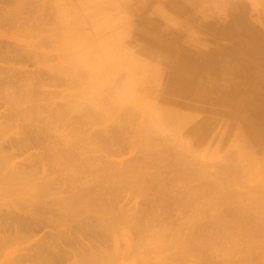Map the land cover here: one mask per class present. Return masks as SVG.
Returning <instances> with one entry per match:
<instances>
[{"label":"rangeland","instance_id":"1","mask_svg":"<svg viewBox=\"0 0 264 264\" xmlns=\"http://www.w3.org/2000/svg\"><path fill=\"white\" fill-rule=\"evenodd\" d=\"M214 1L0 0V264H264V0Z\"/></svg>","mask_w":264,"mask_h":264},{"label":"bare ground","instance_id":"2","mask_svg":"<svg viewBox=\"0 0 264 264\" xmlns=\"http://www.w3.org/2000/svg\"><path fill=\"white\" fill-rule=\"evenodd\" d=\"M217 1H218L219 3L222 2V0H216V1H214V2H217ZM223 1H225V0H223ZM219 3H218V4H219ZM256 4H257L256 1H253V0H252L251 3L249 2V6H250L251 8L255 7ZM222 5H223V2H222ZM100 10H101V13H100L99 10H98V11H99L100 14H102L103 10H102V9H100ZM96 13H97V12H96ZM100 14H98V17L101 16ZM107 14H108V12L106 13V15H107ZM95 15H96V14H95ZM95 15L92 16V17H94V20H93V18L90 16V17H91V19H90L91 21L93 20L95 23H96V22H100V20H101L102 23L105 22V21L103 20V19H105V17L103 18V16H102L101 18L99 17V20H98V19L95 20V19H96ZM103 15H105V11H104V14H103ZM98 17H97V18H98ZM102 18H103V19H102ZM88 19H89V17H88ZM106 19H107V17H106ZM93 21H92V22H93ZM107 21H108V19H107ZM255 21L258 23V25L260 24V21H259L258 19H255ZM101 22H100V24H102ZM236 22H237V23H241V24H242V27H243V29H242L241 32H240L239 38L247 37V38H249V39H253V40H257V39H259V33H260V32H259V28H258V26H257V25H252V24H253L252 22H251V23H250V22L248 23L247 18L244 17V10H243V9L241 10V13H239V14L236 16ZM95 23H93V24H95ZM105 23H106V22H105ZM107 23H108V22H107ZM100 24H97L98 27L101 26ZM97 25H96V26H97ZM103 25H104V27H105V24H102V26L99 28L100 30H101L102 28H104ZM230 25H231V24H228V25H226V26H223V27L219 28V30H217V31H218V32H219V31H221V32H225L227 35L230 36V35L233 34V32H230V31H231V28H232ZM98 27H96V28H98ZM207 29H211V28H207ZM97 30H98V29H97ZM104 30H105V29H104ZM104 30L102 29V31H104ZM97 32H98V31H97ZM100 32H101V31H100ZM106 32H107V31H106ZM142 34H143V33H142ZM105 35H106V34H105ZM105 35H104V33H103V35L101 36V33H100L99 36H98L99 40H101V39L105 40L106 37L108 38V36H107V35L105 36ZM143 35H144V34H143ZM100 36H101V38H100ZM103 36H104V38H102ZM249 36H250V37H249ZM101 41H102V40H101ZM168 42H169V41H168ZM90 49H92V48H90ZM92 51H93V50H92ZM93 55H94V54H93ZM184 57H185V58H184ZM184 57H183V56L179 57V58L176 60V63H177V64H176L175 66H177V67L180 66L181 68H185V67H186V64L189 62V61H188L189 58H191V59H193V60H196V61H198V60L200 59V58H193L192 56L190 57L189 54L185 55ZM187 61H188V62H187ZM76 63H77V62H76ZM118 63H119V62H118ZM189 63H190V62H189ZM107 67H110V66L108 65ZM111 67H112V66H111ZM177 67L175 68L176 70H177ZM187 67H189V66L187 65ZM115 76H116V75H115ZM118 77H119V76H118ZM118 77H117V78H118ZM115 78H116V77H115ZM118 79H119V78H118ZM184 81H186V80H184ZM183 83H184V84H183ZM187 84H188V82H182V83H181V86H182L184 89H187L186 91H188V89H189V88H187ZM174 89H175V87H174ZM24 90H25V88H24ZM124 90H125V88H123V91H124ZM21 91H22V90H21ZM26 91H27V90H26ZM26 91H25V92H24V91L21 92V95H20L21 97H20V98L17 96L18 101H20L19 99H22V97H23V99H24V95L22 94L23 92H24L25 95L27 96ZM126 91H127V90H126ZM126 91H125V92H126ZM175 92H176V91H174V93H175ZM27 93H28V92H27ZM178 93H179V92H178ZM217 93H218V92H217ZM230 93H231V92H226L224 95H228V96H229ZM19 94H20V90H19ZM126 94H127V93H126ZM183 94H184V93H183ZM17 95H18V94H17ZM26 96H25V97H26ZM31 96H32V95H31ZM174 96H175V95H174ZM175 97H177V96H175ZM177 98H179V97H177ZM172 99H173V98H172ZM174 99H175V98H174ZM218 99H219V100L222 99L221 101L225 100L223 96H222V97H218L217 100H218ZM14 100H16V98H15ZM12 101H13V100L11 99V102H12ZM24 101H25V100H24ZM26 101H27V99H26ZM16 102H17V101H16ZM12 103H13V102H12ZM14 103H15V101H14ZM17 103H18V102H17ZM20 103H21V101H20ZM166 104H167V102H166ZM14 105H16V104H14ZM18 106H20V105H18ZM218 106H220V108H217V111H218V112H223L224 109L226 110L225 106H227V105H218ZM222 106H223V107H222ZM173 107H174V105H173ZM223 108H224V109H223ZM167 109H168V107H167ZM177 109H178V108H177ZM176 111H177V110H176ZM174 112H175V111H174ZM170 113H171V112H170ZM202 113H203V112H202ZM179 114H180V113H179ZM206 114H207V113H206ZM178 116H179V115H178ZM200 116H201V115H200ZM249 120H250V121H249ZM220 121H221V120H220ZM247 121H248L251 125H255V126L257 125V123H256L255 121L252 122L251 119H247ZM218 122H219V121H218ZM191 123H192V122H191ZM256 127H257V126H256ZM258 145H260V144H258ZM261 148H262V147H261ZM0 177H2V176H0ZM95 191H96V190H95ZM96 192H97V191H96ZM96 192H95V193H96ZM94 196H96V195H94ZM66 201H67V200H66ZM71 201H72V200H71ZM73 201H74V200H73ZM68 202H69V201H68ZM70 203H71V202H70ZM70 203H69V204H70ZM64 204H65L66 207H63ZM64 204L62 205V207H63V211H64V212H65L64 208H67V211H70V210H71L70 212L73 211V210H72L73 208H71V209L69 208V210H68V207H67V205H66L65 202H64ZM75 205H76V204H75ZM62 207H61V208H62ZM70 207H72L71 204H70ZM73 207H74V206H73ZM75 208H76V207H75ZM65 213H66V212H65ZM145 234H146V233H145ZM145 234L143 235L142 239H145V238H146V237L144 238V236H146V235L148 236V234H146V235H145ZM112 237H114V236H112ZM140 238H141V237H140ZM140 238H139V239H140ZM113 239H114V238H113ZM139 239H138V240H139ZM114 240H115V239H114ZM140 240H141V239H140ZM146 240H148V237H147ZM128 241H129V240H128ZM139 242H140V241H139ZM141 242H142V241H141ZM113 243H114V241H113ZM115 243H116V242H115ZM115 243H114V244H115ZM128 243H129V242H128ZM130 243H131V242H130ZM142 243H143V242H142ZM139 244L141 245V243H139ZM144 244H145V243H144ZM144 244H143V245H144ZM130 245H132V244H130ZM133 245H135V244H133ZM127 246H129V245H127ZM127 246H126V247H127ZM138 246H139V245H138ZM129 247H130V246H129ZM136 247H137V246H136ZM82 249H83V248H82ZM124 249H126V248H124ZM129 249H130V248H129ZM131 249H132V248H131ZM137 249H138V247H137ZM80 250H81V249H80ZM83 250H84V249H83ZM90 250L92 251V249H90ZM144 250H145V249H144ZM130 251L132 252L133 250H130ZM134 251H136V250H134ZM206 251H207V250H206ZM82 252H83V251H82ZM94 252H95V251H94ZM126 252H127V250H126ZM204 252H205V251H203V253H204ZM133 253H134V252H133ZM133 253H132V254H133ZM200 253H202V251H200ZM203 253H202V254H203ZM206 253H207V252H206ZM56 254H57V253H56ZM123 254H124V253H123ZM130 254H131V253H130ZM90 255H91V254H90ZM93 255H94V253H93ZM95 255H96V254H95ZM124 255H125V254H124ZM205 255H206V254H205ZM56 257H57V256H56ZM85 257H87V256H85ZM125 257H126V256H125ZM88 258H91V257H87L85 260H88ZM93 258H94V261H95V256H94ZM126 258H127V257H126ZM90 260L93 261L92 258L89 259V261H90ZM91 261H90V262H91ZM160 261H161V260H160ZM93 263H94V262H93ZM157 263H158V262H157ZM160 263H161V262H160ZM153 264H154V263H153ZM163 264H164V263H163ZM166 264H167V263H166ZM181 264H183V263H181Z\"/></svg>","mask_w":264,"mask_h":264}]
</instances>
